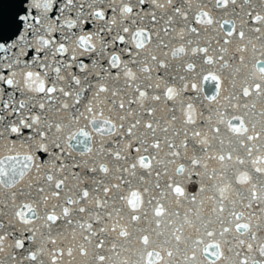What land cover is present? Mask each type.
Returning <instances> with one entry per match:
<instances>
[{
	"label": "snow or ice",
	"instance_id": "1",
	"mask_svg": "<svg viewBox=\"0 0 264 264\" xmlns=\"http://www.w3.org/2000/svg\"><path fill=\"white\" fill-rule=\"evenodd\" d=\"M0 264H264V0H0Z\"/></svg>",
	"mask_w": 264,
	"mask_h": 264
}]
</instances>
